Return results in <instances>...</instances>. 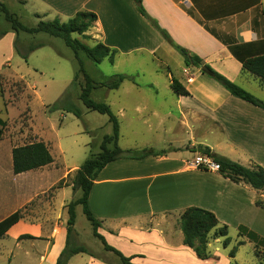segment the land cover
Returning <instances> with one entry per match:
<instances>
[{"label":"crops","instance_id":"obj_1","mask_svg":"<svg viewBox=\"0 0 264 264\" xmlns=\"http://www.w3.org/2000/svg\"><path fill=\"white\" fill-rule=\"evenodd\" d=\"M39 1L46 6L41 12L44 17L52 13L56 18L70 19L79 11L95 13L97 21L89 34L94 44L102 42L117 53L146 52L157 60H172L179 52L164 39L157 23L175 44L264 102V86L242 66V60L264 55V0H141L148 16L140 13L135 0ZM203 71L202 67L185 65L182 85L189 95L173 91L175 110L158 112L152 107L146 113L149 128L162 132L164 139L159 145L143 148L173 149L162 156L123 158L109 163L98 174L90 192L89 209L101 223L98 233L108 245L131 258L133 264H214L216 256L211 250L208 258L201 259L184 244L179 221L190 207L214 213L220 222L218 228L229 224L221 214L251 212L254 219L237 220V228L245 227L264 239V232L260 231L264 206L257 204L264 203V189L256 190L219 172L188 165L202 154L198 147L205 146L246 167H264V109L233 96ZM146 86L157 91L155 84ZM135 113L144 114L139 108ZM187 145L192 151L186 149ZM59 181L39 190L38 196L47 194ZM67 188L73 186L57 189L44 203L49 210L42 218H22L0 241L8 240L18 247L19 237L30 235L34 239L29 240V248L37 249L38 242L39 263L56 264L67 239L65 207L71 202L66 198ZM15 211L0 217V222ZM4 251L13 257L8 244L2 243L0 252ZM89 251L90 254L74 255L68 264L83 255L87 257L82 264H122L116 254L105 248L104 253Z\"/></svg>","mask_w":264,"mask_h":264},{"label":"rangeland","instance_id":"obj_2","mask_svg":"<svg viewBox=\"0 0 264 264\" xmlns=\"http://www.w3.org/2000/svg\"><path fill=\"white\" fill-rule=\"evenodd\" d=\"M0 2L28 27H36L40 20L58 19L61 22L69 20L65 17L56 18L52 13L46 15L47 17L42 16L41 12L46 6L39 0H0ZM91 31L92 29L87 32L88 36ZM4 32L10 33L11 37L8 38L7 34L3 35ZM89 37L86 39L76 36L83 43L93 46L94 41L91 36ZM40 43L44 46L29 53L31 46ZM0 47V119L2 121L0 127L3 130L0 136V217L21 208L23 217L38 220L49 210L44 203L54 196L64 173L72 169L71 174L62 180L65 181L66 186H73L75 170L79 169L91 154L100 151L103 137L112 134V125L106 115L87 110L78 99L81 86L84 84V76L79 73L77 80L75 79L78 63L73 51L63 40L43 33L17 34L11 30L10 23L0 12ZM18 53L28 54V58L24 59ZM80 55L86 72L97 84L107 81L116 74L133 77V81H124L118 90L98 87L91 95L95 101L109 104L118 116L121 125L119 146L122 149L129 148L125 150L140 151L146 149L143 146L159 145L164 139V134L153 132L149 128L146 113H149L152 107L158 112L170 108L175 110L176 95L170 86V78L172 74L183 83L185 67L183 57L176 52L172 60L162 57L163 59L160 60L163 61H160L146 52L117 53L114 64H111L107 58L102 63L96 64L87 59L83 53ZM136 83L140 86L134 85ZM149 84H155L157 91L146 86ZM66 92L70 94L74 104L83 111L82 117H77L63 108L51 110ZM136 108L142 110L144 114L138 116L135 113ZM40 141L48 146L54 158L53 164L44 170L15 175L12 150L15 147ZM172 149L173 147H166L153 150L166 152ZM186 149L192 151L189 145ZM56 181L59 182L47 194L38 196L39 190ZM80 195L79 190L66 189L67 200L72 201L73 198L75 200ZM61 198L62 195L57 198L58 203ZM56 210L62 213L60 208ZM65 214L68 215L67 212ZM76 214L72 243L104 253V245L93 235V227L81 206L77 208ZM261 214L263 217L260 220L264 221V212ZM220 216L229 222L226 225L231 243L225 247L223 238L219 240L211 234L208 251L211 250L216 256L212 263L264 264V243L250 239L245 233L241 235L243 232L236 225L237 220L242 218L254 219V214L247 211L240 215L224 213ZM61 221L62 217L58 219L59 223ZM254 227L258 228L256 225ZM261 227L263 229L260 231L264 232V225ZM29 240H20L18 247L11 241L1 240L0 245L8 244L14 254L11 257L10 253L0 252V264H10V260L11 264H40L38 242L32 241L37 246V249L32 250L29 248L31 246ZM234 247L237 248V253L235 258H231L229 254ZM86 257L80 256L72 260L71 264H82V259ZM113 257L117 259L116 256Z\"/></svg>","mask_w":264,"mask_h":264},{"label":"trees","instance_id":"obj_3","mask_svg":"<svg viewBox=\"0 0 264 264\" xmlns=\"http://www.w3.org/2000/svg\"><path fill=\"white\" fill-rule=\"evenodd\" d=\"M135 1L138 5L140 13L143 16H148L142 6L141 0ZM0 12L3 14L5 20L10 23L11 30L15 31L17 34L20 32L27 34L43 33L63 40L65 45L73 51L75 60L78 63V72L75 74V79L77 80L79 73L84 76V84L81 86V92L78 99L87 110L106 115L112 125V134L105 135L103 137V141L100 145V151L96 154H91L82 166L75 171V176L72 181L73 190L81 191V195L67 205L68 220L66 226V245L60 253L56 264H68L69 260L74 255L91 253L86 246L74 245L71 241L76 224V209L78 206L82 207L87 220L93 227V235L102 242L104 248L107 251H111L116 254L120 258L122 264H133L131 258L124 256L119 250L108 245L105 238L98 233L101 223L94 217L88 206V199L94 185V181L100 171L109 163L123 158L143 159L148 156H162L166 153L165 151L156 152L151 148L142 149L140 151L123 150L119 146L121 125L118 116L113 112L109 104L95 101L91 97L93 91L98 87H103L108 90H118L124 81H133V77H129L124 74H116L111 76V78L107 81L97 84L86 72L84 62L80 54L83 53L87 59L96 64L102 63L106 58L111 64H114L117 54L115 49H112L102 42H96L93 46H90L76 38V36H82L86 39L90 38L87 35V32L95 26L97 21V15L93 12L79 11L67 22H61L58 19L53 21L40 20L36 27L25 26L2 2H0ZM155 26L161 32L164 39L183 56L187 67H205L206 69L203 72L219 82L233 96L264 109V102L256 98L238 84L216 72L209 65L205 64L204 61L197 55L191 54L187 49L175 44L170 38V35L166 31L160 29L157 23H155ZM6 34L7 32L3 33V35ZM43 46L44 44L41 43L31 46L29 53ZM18 54L24 59L28 58V54ZM242 66L244 71L258 78L261 85L264 86V55L242 60ZM170 82L171 88L177 95H189V92L182 85V83L172 74ZM59 108H63L77 117L83 116V111L76 104H74L71 100L70 94L67 92L52 106L51 110ZM1 123L2 121L0 119V124ZM2 132L3 130L0 127V136ZM198 148L202 154H207L214 158V160L220 165L219 173L225 178H228L235 183L248 184L256 190L264 189V167L258 165H255L254 167H246L226 157L214 154L209 147L199 146ZM12 162L13 173L15 175H19L49 166L53 164L54 158L48 146L44 142L40 141L15 147L12 150ZM65 184V181L61 180L56 189L62 188ZM257 204L264 206V203L261 201H258ZM22 218H24L23 212L22 209H19L2 220L0 222V239L4 238L7 231ZM179 224L184 235V244L192 248L201 259H206L210 255L208 251V244L211 239V234H213V236L217 239L223 238V244L225 247H228L231 243V240L228 237L227 225H223L218 228L220 222L217 216L206 209L199 207L187 208L181 215ZM239 230L243 232L241 235L245 233L250 239L258 240L264 243V239H261L257 234L250 232L245 227H240ZM19 239H34V237L30 235H22ZM236 253L237 248L234 247L230 251L229 256L231 258H235Z\"/></svg>","mask_w":264,"mask_h":264},{"label":"built area","instance_id":"obj_4","mask_svg":"<svg viewBox=\"0 0 264 264\" xmlns=\"http://www.w3.org/2000/svg\"><path fill=\"white\" fill-rule=\"evenodd\" d=\"M188 165L194 169L204 170V171H213L219 172L220 165L214 160V158L207 154H198L191 161L188 162Z\"/></svg>","mask_w":264,"mask_h":264},{"label":"water","instance_id":"obj_5","mask_svg":"<svg viewBox=\"0 0 264 264\" xmlns=\"http://www.w3.org/2000/svg\"><path fill=\"white\" fill-rule=\"evenodd\" d=\"M203 68V70H205L206 68L205 67H202Z\"/></svg>","mask_w":264,"mask_h":264}]
</instances>
